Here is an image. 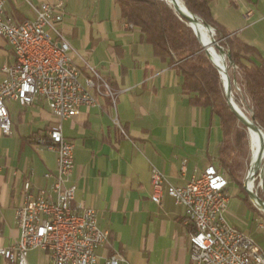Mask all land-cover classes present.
<instances>
[{
    "label": "crops",
    "instance_id": "crops-1",
    "mask_svg": "<svg viewBox=\"0 0 264 264\" xmlns=\"http://www.w3.org/2000/svg\"><path fill=\"white\" fill-rule=\"evenodd\" d=\"M60 2L61 28L82 84L94 68L116 96L114 105L110 96L90 90L99 106H83L62 122L64 136L75 146L73 205L95 209L99 228L110 234L97 250V264H107L116 254L125 259L120 264H191L186 209L167 193L162 206L152 200V170H159L168 184L183 186L196 172L219 165L220 119L192 103L194 95L183 92L179 69L155 55L142 32L121 18L113 0H5L4 18L34 20L42 3ZM211 9L231 36L256 49L255 60H264V0H212ZM14 64L11 46L0 38V83L3 67ZM7 107L12 125L10 135L0 133V247L20 238L16 209L25 201L26 181L37 195L52 184L45 175L57 170V154L38 142L58 124L47 102L21 106L11 100ZM232 186L240 196L234 183L228 193ZM28 260L51 264L41 249L30 251ZM0 264L10 263L0 256Z\"/></svg>",
    "mask_w": 264,
    "mask_h": 264
},
{
    "label": "built area",
    "instance_id": "built-area-1",
    "mask_svg": "<svg viewBox=\"0 0 264 264\" xmlns=\"http://www.w3.org/2000/svg\"><path fill=\"white\" fill-rule=\"evenodd\" d=\"M4 7L5 0H0V38L11 46L15 64L2 69L0 133L11 134L7 107L11 100L28 106L43 99L58 124L38 140L57 154L56 173L45 175L52 179V184L34 195L31 182L26 181L25 201L16 209L20 238L12 246L0 247V256L10 264H30V251L41 249L48 254L51 264H97V250L109 242L110 234L99 228L95 209L73 205L77 186L70 184V179L75 168V146L64 136L62 122L78 114L83 106H99L90 90L110 96L114 105L115 92L94 68H90L91 75L82 84L81 71L73 63L72 47L61 28L62 2L42 3L36 18L22 23L5 20ZM115 124L123 129L118 120ZM253 180L252 190L256 188ZM152 184V200L157 205L162 206L163 194L167 193L186 209L191 264H264V250L248 233L227 221L230 182L218 166L211 164L196 172L183 186L168 184L154 168ZM258 188L264 192L262 178ZM252 201L260 207L256 199ZM124 260L116 254L107 259V264Z\"/></svg>",
    "mask_w": 264,
    "mask_h": 264
},
{
    "label": "trees",
    "instance_id": "trees-1",
    "mask_svg": "<svg viewBox=\"0 0 264 264\" xmlns=\"http://www.w3.org/2000/svg\"><path fill=\"white\" fill-rule=\"evenodd\" d=\"M113 1L120 8L121 18L142 32L147 43L153 47L155 55L179 69L183 76V92L194 95L191 97L192 103L209 108L220 119L223 140L218 167L230 183L239 187L240 197L248 206L256 209L244 189L247 126L230 108L222 76L188 21L167 0ZM181 1L192 14L215 30L216 40L226 54H231V60L226 55L230 80L241 89L243 98L252 109V119L264 130V60H255L256 49L240 38L231 36L214 19L212 0ZM198 26L204 36L208 37L202 25ZM262 199L264 200V196Z\"/></svg>",
    "mask_w": 264,
    "mask_h": 264
},
{
    "label": "rangeland",
    "instance_id": "rangeland-1",
    "mask_svg": "<svg viewBox=\"0 0 264 264\" xmlns=\"http://www.w3.org/2000/svg\"><path fill=\"white\" fill-rule=\"evenodd\" d=\"M215 34H216L215 30L213 29V33H211V35H212L213 39L216 40V35ZM219 45H220V43H219ZM214 48H215L217 53H219L220 55H222L224 57V62H225V65H226V72H227L228 77L230 78V75L228 74V67H227V62H226V60H227L226 59V54L223 55L215 45H214ZM231 87L234 88V89L231 88L232 100L239 107V109L247 116V118L251 121L253 112H252V109L249 107L248 102H246V100L243 98V96H242L243 94H242L241 89L236 85V83L232 84V82H231ZM238 88H239L240 91L238 90ZM224 92H225V90H224ZM254 124L256 125L255 122H254ZM256 126H258V125H256ZM259 128L262 131V133L264 134V130L261 127H259ZM257 138H258L259 143H263L262 136H261V134L259 132L257 134ZM263 145H264V143H263ZM245 146H246V151H247V157L245 159L244 185H245V183L246 184L248 183L247 178H248V176H250V167H251L252 153H253V150H252V139H251V135H250V132L248 130V127H247L246 139H245ZM262 152H263V149H262ZM262 156H263V158H261V161H260V163L258 165V167L259 166H261V167H260L259 171H257L254 174V176H253V179H255V187H256L253 190V192L258 194V197L261 198V199L264 196V192H263V190L261 188H258V187L260 186L261 178L263 179V173H264V152H263ZM215 165L219 166L217 164H215ZM253 186H254V184H253ZM235 189H236V187L232 186L231 190L229 192L230 193L229 196H230L231 202H230L229 210H228L227 215H226L227 221H228L229 224L234 225L239 230H241V231H243L245 233H250L252 239L264 249V230H261V231L258 230V226L261 223L264 224V211H263L262 208L257 207L256 205H254L251 197H250V199H251V201H252V203H253V205L255 206L256 209H252L251 207H249L243 201L242 197L234 194Z\"/></svg>",
    "mask_w": 264,
    "mask_h": 264
},
{
    "label": "water",
    "instance_id": "water-1",
    "mask_svg": "<svg viewBox=\"0 0 264 264\" xmlns=\"http://www.w3.org/2000/svg\"><path fill=\"white\" fill-rule=\"evenodd\" d=\"M163 1H166V0H163ZM178 1L179 0H172V3H173V9L180 15L182 16L183 18H185L188 23H189V26L193 29L194 33L196 34L197 38L199 39L200 43L202 44L204 50L206 51V53L208 54V56L211 58V60L213 61V63L216 65V67L219 69L220 71V74L222 75V79H223V86H224V90H225V95H226V98L228 100V104L230 106V108L232 109V111L234 112V114L238 117V119L243 122L247 127L248 129H250L251 127H253L254 129H256L258 132H260L262 135V131L260 130V128L258 126H256L254 124V120L252 119L251 121L241 112H239L236 107L234 106V103H233V100H232V91H231V80L230 78L228 77L227 75V72H226V69L222 68L216 61L215 59L213 58L212 54L208 51V49L206 48L205 44L203 43L202 39L200 38L199 34L197 33V31L195 30L192 22L194 21V18L196 17L194 14H192L186 7H185V10L187 11V13L190 15H186L184 14L180 8H179V5H178ZM167 2V1H166ZM176 4V5H175ZM171 5V4H170ZM205 27L207 29H209L211 32L213 31V28L210 27L209 25H205ZM213 33V32H212ZM213 35V34H212ZM213 43L214 45L219 49V51L224 55L226 54L225 50L219 45V43L213 39ZM227 57L231 60V54L230 53H227L226 54ZM232 62V61H231ZM264 137V136H263ZM263 152H264V147H263ZM249 177V176H248ZM244 189L246 190V192L248 193L249 197H251L252 200L256 199L260 208L263 209L264 211V201L258 197V195L256 193L253 192V190H250L248 188V183L244 185Z\"/></svg>",
    "mask_w": 264,
    "mask_h": 264
},
{
    "label": "bare ground",
    "instance_id": "bare-ground-1",
    "mask_svg": "<svg viewBox=\"0 0 264 264\" xmlns=\"http://www.w3.org/2000/svg\"><path fill=\"white\" fill-rule=\"evenodd\" d=\"M167 1H170L171 4L172 3V0H167ZM176 5V4H175ZM178 5H179V8L180 10L190 16L187 11L185 10V6L184 4L182 3L181 0L178 1ZM195 30L197 31V33L199 34L200 38L202 39L203 43L205 44L206 48L208 49V51L212 54L213 58L215 59V61L224 69H226V65H225V62H224V57L222 55H220L219 53L216 52L215 48H214V43H213V37L211 35V32L209 29H207L205 27V25L201 22H199V20L197 19V17L194 18V21L192 22ZM199 24L202 25V27L204 28V30H206L207 34H208V37L204 36V34L201 32L200 28H199ZM234 103V106L236 107V109L243 113L239 107L235 104V102L233 101ZM244 114V113H243ZM245 115V114H244ZM246 116V115H245ZM247 117V116H246ZM249 132H250V135H251V139H252V150H253V153H252V161H251V167H250V176H249V180H248V188L250 190H252L254 188L253 184H254V181H253V176L256 172V169L261 161V158H263L262 154V149L264 147L263 143H264V134L262 136V139H263V143H259L258 141V138H257V134H258V131L256 129H254L253 127H251L250 129H248ZM262 147V148H261Z\"/></svg>",
    "mask_w": 264,
    "mask_h": 264
}]
</instances>
